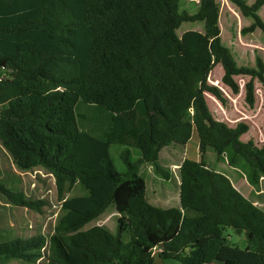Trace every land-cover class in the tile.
<instances>
[{
  "label": "trees",
  "instance_id": "16d2710c",
  "mask_svg": "<svg viewBox=\"0 0 264 264\" xmlns=\"http://www.w3.org/2000/svg\"><path fill=\"white\" fill-rule=\"evenodd\" d=\"M181 1L0 0V145L20 172L51 174L60 196L77 184L89 191L62 198L49 239L0 230V264H155V249L180 264H264V210L205 161L212 149L231 167L245 163L249 184L260 188L264 146L241 140L248 125L217 120L207 94L227 106L208 82L221 65L234 95L241 92L235 77H250L245 101L254 108L264 61L251 69L232 58L217 0H201L193 15L181 11ZM229 1L253 19L243 35L264 33V0ZM185 22H203L204 32L180 37ZM79 103L107 111L110 130L100 138L82 132ZM193 138L200 160L186 158L178 169L179 207L151 204L142 166L154 165L168 180L161 152ZM113 145L126 147L125 173L112 160ZM0 192L15 206L41 212L46 205L2 181ZM109 207L119 215L116 232L92 226ZM228 228L245 234L246 249L228 244Z\"/></svg>",
  "mask_w": 264,
  "mask_h": 264
},
{
  "label": "rangeland",
  "instance_id": "374dc122",
  "mask_svg": "<svg viewBox=\"0 0 264 264\" xmlns=\"http://www.w3.org/2000/svg\"><path fill=\"white\" fill-rule=\"evenodd\" d=\"M201 0H182L181 11H186L193 15L199 9ZM220 5V27L222 30V43L230 50L232 58L240 67L257 69V59L264 61V33L261 30L243 35L241 30L253 24V19L244 17L234 4L229 0H217ZM252 5L256 0H246ZM260 16L264 20V7L260 11ZM190 30L204 32L203 22H185L178 29L180 37ZM224 70L221 65H217L209 77V84L219 87L228 99L227 106L216 101L211 94H207L208 105L214 114V117L225 122L229 127H235L238 123L249 126V132L242 136L243 142L250 140L255 141L260 146H264V87L256 80V104L254 108L247 105L245 101V86L249 82V76H237L236 81L240 85V94L234 95L231 89L222 83ZM214 82H219L216 85ZM76 115L79 123V129L82 132H88L95 137H102L103 134L110 130L112 126L111 116L102 108L79 103L76 108ZM125 146H111V157L119 172L125 173L126 167L121 158ZM133 161L139 159L136 149H133ZM188 158L200 160V153L195 138L189 142L186 147H168L162 152L159 160V168L169 175V179L163 177L162 172L156 169L152 164H144L141 172L145 177L148 185V199L151 204L162 208L169 209L179 207L180 205V188L178 187L180 179L178 167ZM209 168L227 175L234 186L247 198L254 201L264 210V180L261 181L260 188L251 186L247 179L249 171L245 163L237 168L231 167L226 157H219L214 150H209L205 156ZM5 158H2V164L7 165ZM6 178V177H5ZM0 174V181H3L7 188L14 191H22L34 202H45L42 211L32 210L24 207L15 206L7 200L0 192V216L4 222L15 224L14 231L21 237L30 238L36 234H41L49 239L53 234L55 227L63 215L62 206L65 199L74 197L88 196L89 191L81 184H77L70 191L60 196L55 178L42 169H36L31 172L19 173L15 177L5 180ZM156 195H154V191ZM118 213L109 207L105 214L99 220L93 222L92 226H105L112 232L117 230ZM23 227V229H19ZM25 228V229H24ZM10 233V232H9ZM1 236V232H0ZM127 236V234H125ZM225 237L229 245L246 249L248 241L244 233H238L234 229L228 228L225 231ZM4 239V238H3ZM155 264H180L172 258H166L162 255L161 250H154ZM12 264H21L13 262ZM40 264H45L41 261Z\"/></svg>",
  "mask_w": 264,
  "mask_h": 264
},
{
  "label": "crops",
  "instance_id": "0c3cea01",
  "mask_svg": "<svg viewBox=\"0 0 264 264\" xmlns=\"http://www.w3.org/2000/svg\"><path fill=\"white\" fill-rule=\"evenodd\" d=\"M172 147V146H170ZM173 147H180V146H173ZM183 147H186V146H183ZM167 149V148H165ZM164 149V150H165ZM163 150V151H164ZM162 151V152H163ZM162 152H161V155H162ZM160 155V157H161ZM2 158H5L6 161L8 162L7 165L5 166V169H4V166L2 164ZM180 167V166H179ZM178 167V169H179ZM19 173H23V172H20L19 170H17V168L15 167V165L13 164V161L11 159V157L4 151V149L2 148V146L0 145V174H2L5 178V180H9V178L11 177H15L17 175H19ZM3 182V181H2ZM180 184V182H179ZM179 187V185H178ZM156 191H158L157 189H155L154 191V195H156ZM154 205V204H153ZM3 217L0 216V230L4 233V232H7L9 231L10 229L14 230L16 228L15 224L13 223H9V222H4L3 221ZM19 229H23V227H19ZM25 229V228H24ZM10 232V231H9ZM15 232V231H14ZM16 233V232H15ZM17 234V233H16Z\"/></svg>",
  "mask_w": 264,
  "mask_h": 264
}]
</instances>
